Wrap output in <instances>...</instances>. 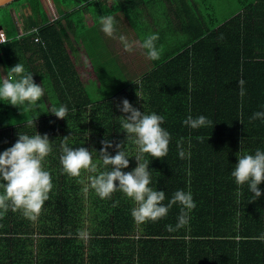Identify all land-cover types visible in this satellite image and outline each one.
Segmentation results:
<instances>
[{"label":"trees","instance_id":"obj_1","mask_svg":"<svg viewBox=\"0 0 264 264\" xmlns=\"http://www.w3.org/2000/svg\"><path fill=\"white\" fill-rule=\"evenodd\" d=\"M42 2L0 7V77L21 63L45 89L35 109L0 101V151L18 133L47 134L52 152L44 167L53 184L36 220L0 210V264H264V193L253 200L231 177L239 155L264 148V121L250 119L264 106V0H52L58 10L53 19ZM19 8L20 33L14 19ZM103 15L114 16L118 38L128 42L141 44L157 32L159 58L146 56L148 67L131 72L103 44ZM79 50L89 84L77 72ZM124 98L165 117L168 152L161 158L146 153L145 159L152 186L166 197L177 189L192 192L196 207L182 227H176L179 205L156 222L138 223L133 201L121 191L101 199L88 186L94 174L61 171L64 136L72 147L96 149L94 162L105 139L112 141L111 154L120 143L135 155L120 123L127 114L116 107ZM60 105L68 107L66 118L50 113ZM188 114H203L212 124L192 129L182 123ZM30 119L35 125L25 123ZM181 149L186 158L179 157ZM128 159L123 171L137 164L134 156Z\"/></svg>","mask_w":264,"mask_h":264},{"label":"clouds","instance_id":"obj_2","mask_svg":"<svg viewBox=\"0 0 264 264\" xmlns=\"http://www.w3.org/2000/svg\"><path fill=\"white\" fill-rule=\"evenodd\" d=\"M100 30L106 36L114 37L116 34L114 16L103 15L100 19ZM119 38L124 42L127 50L132 49L133 43L128 42L123 35ZM158 39L159 34L153 32L141 41L146 56L153 61L160 56ZM4 42L0 40V43ZM238 84L239 94L243 97L246 93L245 81L240 79ZM188 90L189 92L192 90L191 82L188 84ZM44 95L45 89L42 84L36 83L33 72L27 71L21 63L10 67L7 77H0V101L20 106L21 110L25 106L37 108ZM137 95L142 97L138 92ZM116 107L127 114L121 115L123 119L120 123L126 136L136 145L135 155H129L120 143L115 145L118 151L114 155L111 154L108 149L112 147V141L105 139L98 154L100 162H94L96 149L90 151L84 146L72 147V144L67 142L68 136H64L59 156L61 171L72 177H79L82 170L94 174L89 177L88 186L101 199H110L114 192L121 191L133 201L131 215L138 223L156 222L166 217L173 205H179L176 227L186 225L191 211L196 207L192 192L177 189L170 198L166 197L165 190H158L157 187L152 186L149 161L145 159L146 153L161 158L168 152L171 134L163 126L165 117L155 111L146 112L145 109L141 111L127 98ZM68 111L66 105H60L53 106L50 113L55 114L57 118H66ZM250 119L264 121V106L254 112ZM25 123L29 126L35 125V120L30 119ZM182 123L192 129H199L212 124V121L203 114L195 117L188 114ZM51 142L47 134L42 135L38 131L31 135L18 133L15 143L0 151V189H2L0 210L20 211L31 220L38 218L53 188L51 173L44 167L46 158L52 152ZM178 155L183 159L188 154L181 149ZM130 156L135 157L137 164L130 171H123L129 166ZM231 177L240 189L247 186L248 191L254 196L253 200L260 198L264 193V189L260 187L264 181V148L257 147L252 152L239 155L238 161L231 169ZM237 195H242V191L237 192ZM166 199L167 203H164ZM168 227L170 231L173 230L171 226Z\"/></svg>","mask_w":264,"mask_h":264},{"label":"rangeland","instance_id":"obj_3","mask_svg":"<svg viewBox=\"0 0 264 264\" xmlns=\"http://www.w3.org/2000/svg\"><path fill=\"white\" fill-rule=\"evenodd\" d=\"M43 2L45 5V9H46L45 11H46L47 17L49 19H53V18L57 17L58 16V10H57L55 4L53 2H51V0H43ZM22 16H23V10H21L19 8V12L14 14V19L16 20V23L19 27H21V25H22V23H21ZM2 33H3L2 30H0L1 36L3 35ZM122 34H123V32H122ZM107 38H109V37L107 36ZM125 38H126V40H128L127 37H125ZM112 39H113V41H112L111 45H112V47H114L113 48L114 51H116L118 53L117 55L119 57V60L124 65H127L131 72H133L134 74H139L140 72H143L148 67L147 65H145V63L149 65V62L147 61V57H146L143 49H140V47H139V49H136V47L138 48V46H139L138 45L139 41L137 39L130 41V43H133V47L131 50H127L125 48L124 42H123V46H120L121 44H118V42H117L118 39L115 40L116 38L114 39V37H112ZM75 59H77V58H75Z\"/></svg>","mask_w":264,"mask_h":264},{"label":"crops","instance_id":"obj_4","mask_svg":"<svg viewBox=\"0 0 264 264\" xmlns=\"http://www.w3.org/2000/svg\"><path fill=\"white\" fill-rule=\"evenodd\" d=\"M42 1V0H41ZM51 2H52V0H51ZM42 4H43V7H44V9H45V5H44V2H42ZM46 10V9H45ZM46 12V11H45ZM116 27V35L114 36V39L115 40H117V42H118V44H121L120 46H123V44L120 42V39L118 38V33L119 32H117V31H119L118 29H120V26L119 25H117V26H115ZM18 28H19V30H20V28L21 27H19L18 26ZM20 32H22L21 30L19 31V33ZM99 34H100V36L102 37V39H103V44H105L106 46L105 47H107V49L109 50V51H111V53L113 54V55H115L116 57H117V59H118V61H119V57H118V53L116 52V51H114V47H112V41H113V39H112V37H109V38H107V36L100 30V25H99ZM139 46H138V48L136 47V49H139V47H140V49H142V47H141V44L139 43L138 44ZM118 47V46H117ZM74 55H76L75 56V58H77L76 60H77V62H76V65H77V72L79 73V74H81L80 75V80L83 82V83H85V84H89V83H86L87 82V79H86V77L87 78H89V76H88V73L87 72H85V65H83V64H81V63H86L87 62V59L85 58V57H83V56H81L82 55V53H81V51L79 50V53H76V54H74ZM79 56L81 57L80 58V60H79ZM80 63V64H79ZM86 75V76H85ZM90 88H97V86H96V83H91V85L89 86ZM94 90V89H93Z\"/></svg>","mask_w":264,"mask_h":264},{"label":"water","instance_id":"obj_5","mask_svg":"<svg viewBox=\"0 0 264 264\" xmlns=\"http://www.w3.org/2000/svg\"><path fill=\"white\" fill-rule=\"evenodd\" d=\"M14 0H0V7L1 6H5V5H7V4H9V3H11V2H13ZM2 28H1V26H0V30H1Z\"/></svg>","mask_w":264,"mask_h":264},{"label":"built area","instance_id":"obj_6","mask_svg":"<svg viewBox=\"0 0 264 264\" xmlns=\"http://www.w3.org/2000/svg\"><path fill=\"white\" fill-rule=\"evenodd\" d=\"M3 34V33H2ZM0 40H4L5 41V36H4V34L1 36L0 35Z\"/></svg>","mask_w":264,"mask_h":264}]
</instances>
